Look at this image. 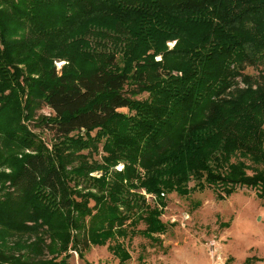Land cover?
<instances>
[{
	"label": "trees",
	"instance_id": "obj_1",
	"mask_svg": "<svg viewBox=\"0 0 264 264\" xmlns=\"http://www.w3.org/2000/svg\"><path fill=\"white\" fill-rule=\"evenodd\" d=\"M193 179L264 198V0H0V264H69L127 220L164 233L162 194Z\"/></svg>",
	"mask_w": 264,
	"mask_h": 264
},
{
	"label": "rangeland",
	"instance_id": "obj_2",
	"mask_svg": "<svg viewBox=\"0 0 264 264\" xmlns=\"http://www.w3.org/2000/svg\"><path fill=\"white\" fill-rule=\"evenodd\" d=\"M174 43L170 42V47ZM55 64L59 70H63L68 61L57 59ZM258 71L256 67H248L246 70L252 74ZM147 96L148 93H142L136 97ZM121 110L128 113L127 108ZM50 111L44 105L38 108L36 116L29 120V128L51 148L53 134L36 125L39 116L50 114ZM92 133H97V130ZM81 152L89 153L90 159L99 161L104 155L101 144L98 151ZM123 167L124 163L120 162L116 169L121 170ZM248 173L252 174L253 171L249 170ZM91 175L98 177L101 170H94ZM189 185L192 191L188 195L176 192L162 194V200L166 203L161 215L166 224L164 233L146 236L141 233L147 227L144 220H138L135 224L127 220V234L116 235L105 245L92 244L87 247L82 243L76 250L71 244L68 248L71 255L69 264H264V198L258 195L259 188L238 186L233 194L227 196L219 185L196 189L194 179ZM138 191L150 204L160 200L145 189ZM22 239L26 242L35 241V237L30 235ZM45 242L41 248L43 254L39 256L51 259L57 254L52 255L47 247L51 242L49 236L45 237ZM117 243H121L129 252L130 257L124 263L120 262L112 249ZM26 251L23 249V252Z\"/></svg>",
	"mask_w": 264,
	"mask_h": 264
},
{
	"label": "built area",
	"instance_id": "obj_3",
	"mask_svg": "<svg viewBox=\"0 0 264 264\" xmlns=\"http://www.w3.org/2000/svg\"><path fill=\"white\" fill-rule=\"evenodd\" d=\"M214 264H220V263L218 262V263H214Z\"/></svg>",
	"mask_w": 264,
	"mask_h": 264
}]
</instances>
